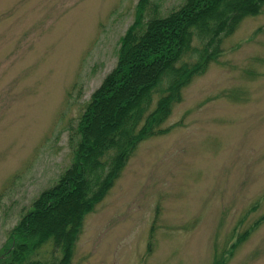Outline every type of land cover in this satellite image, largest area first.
I'll return each instance as SVG.
<instances>
[{"label": "rangeland", "instance_id": "374dc122", "mask_svg": "<svg viewBox=\"0 0 264 264\" xmlns=\"http://www.w3.org/2000/svg\"><path fill=\"white\" fill-rule=\"evenodd\" d=\"M137 1L0 0V250L70 165ZM220 48L85 216L70 264H264V8Z\"/></svg>", "mask_w": 264, "mask_h": 264}, {"label": "trees", "instance_id": "16d2710c", "mask_svg": "<svg viewBox=\"0 0 264 264\" xmlns=\"http://www.w3.org/2000/svg\"><path fill=\"white\" fill-rule=\"evenodd\" d=\"M160 1H137L115 67L78 118L70 165L8 231L0 264H70L85 216L138 144L167 132L182 89L216 61L224 37L264 8V0H182L161 15Z\"/></svg>", "mask_w": 264, "mask_h": 264}]
</instances>
